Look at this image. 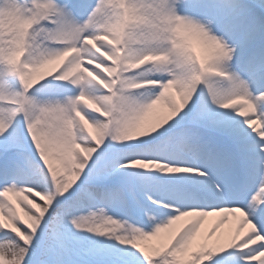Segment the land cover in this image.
<instances>
[{
    "label": "snow or ice",
    "instance_id": "snow-or-ice-1",
    "mask_svg": "<svg viewBox=\"0 0 264 264\" xmlns=\"http://www.w3.org/2000/svg\"><path fill=\"white\" fill-rule=\"evenodd\" d=\"M0 264H264V0H0Z\"/></svg>",
    "mask_w": 264,
    "mask_h": 264
}]
</instances>
